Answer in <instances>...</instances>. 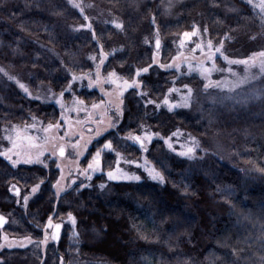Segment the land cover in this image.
<instances>
[{
	"label": "trees",
	"instance_id": "1",
	"mask_svg": "<svg viewBox=\"0 0 264 264\" xmlns=\"http://www.w3.org/2000/svg\"><path fill=\"white\" fill-rule=\"evenodd\" d=\"M88 1L113 13L123 28L89 22L66 0H0V63L10 70H39V80L56 92L65 90L68 79L60 74L55 51L75 72L94 68L88 55L95 54L99 58L96 72L101 79L115 72L121 77L117 87L125 80L139 79L141 88L120 94L123 115L119 120L112 115L116 128L99 143L93 141L87 158L111 140L120 155L149 159L164 182L146 175L140 182L109 180L101 172L89 183L72 185L58 202L53 188L59 174L55 161L47 168L39 164L13 167L0 157V212L7 217L0 238L5 230L35 240L26 247L2 248L0 261L264 264V78L250 98L218 102L200 89L198 76L159 66L176 61L181 34L197 23L207 27L214 41L226 40L228 49L249 50L252 44L264 45V20L244 0ZM87 23L92 24L96 40L91 31L81 28ZM157 33L162 44L159 51L154 42ZM101 52L107 54L103 65ZM143 68L149 71L137 77L136 70ZM184 85L193 91L189 106L169 111L160 104L168 97V89ZM138 92L147 93L161 107H145ZM78 94L87 102L101 98L98 90L88 88ZM59 114L55 103L26 95L0 71V135L11 122H26L32 115L55 122ZM145 130L159 134L146 145L147 152L120 139ZM174 133L198 142L193 159L179 156L164 143L170 138L176 148ZM116 157L104 153L103 169H111ZM41 181L40 190L26 206L17 203L14 189L10 191L15 185L25 194ZM101 182H106L104 187ZM80 184L86 186L81 189ZM69 212L76 218L74 225ZM49 215L63 220L65 227L58 240L42 248Z\"/></svg>",
	"mask_w": 264,
	"mask_h": 264
},
{
	"label": "rangeland",
	"instance_id": "2",
	"mask_svg": "<svg viewBox=\"0 0 264 264\" xmlns=\"http://www.w3.org/2000/svg\"><path fill=\"white\" fill-rule=\"evenodd\" d=\"M68 3H70L72 6L73 4H79L81 8H83V13L86 16L87 20L92 23L96 22H105L113 24L112 21H115L117 23H121L117 17L111 13L110 11L106 10L105 8H101L98 5L94 4L91 1L88 0H66ZM248 3V0H244ZM260 0H252L251 7L256 11L260 19H262L261 11L259 8ZM254 5H256L254 7ZM80 11V8H76ZM264 20V19H262ZM114 25V24H113ZM196 26L200 29V35L199 36H192L190 40H186L183 47L180 46L181 39H184L183 34L185 32H192L191 31H185L181 34L178 44H177V51H176V61L173 64H179V69L173 67L175 70L179 72V74L183 75H195L198 76L200 79V89L203 91H208L209 96L212 97L214 101L218 102H225L227 100H246L250 98L252 95L256 94L258 92L257 86L259 81L264 78V68L261 67V58L257 55L255 57V63L250 64H229L228 61L224 60L223 56H221L219 53L216 54L215 58V65H216V71H213L210 76L211 81H230L233 84H235L238 80L246 79L245 83L240 84L238 87H216L215 85H210L209 87L205 88V85L209 83V80L206 79L204 76L200 74L199 71H196L195 69L190 71L188 68V64L191 63L193 66L197 65L201 61H203L208 67H211V61L207 60L206 54L208 53L209 49L206 47L207 41L211 40L214 47H219L221 43L223 44V53L224 56H227L230 60H249L253 57L254 53H260L264 52V45L260 44H252V47L249 50H246L244 48H239L237 50H230L228 49L226 45V40L222 39L220 41H214L210 35L207 27L201 23H197ZM204 29H207V31H204ZM157 36V35H156ZM157 37L154 39V42L156 41ZM203 42L205 44V47L203 51L200 49H196V44ZM162 45V44H161ZM161 48V47H160ZM195 49V51H194ZM54 52V51H53ZM55 54L57 56V60L60 64L61 70L60 74L62 77H65L68 79V85L65 87V90L63 91L64 95L61 97V92H56L51 85L42 82L39 80L40 71L33 68H26L22 70H10L5 65L0 63V71L1 73L9 79L11 77L12 81H14L19 89L25 93V91L20 87L21 84H23L27 89L28 93H30V97L36 98L46 101V102H53L57 105V107L60 110V114L58 116V120L55 122H49L45 119L37 116L32 115L31 118L26 122H11L4 126L2 134L0 135V151H3L5 149L11 148L12 144L10 141L5 139L6 136L12 135L14 139H16V134H20V138L17 139L18 148L16 151H19L23 156H28L34 154L37 149L31 148L29 146V141L25 137H36L34 143L37 145L44 143V137L45 132L43 129L47 128L48 125H56L58 122L61 124V127L59 129H50L47 135L49 137H64L63 140H55L54 143L56 145L64 144L66 146V152L64 157H57L55 159V166L57 167V164L60 165L59 174L57 179L61 176V170L63 172V179L61 180V184L68 186L67 189H69L72 185V181L76 180V184L78 182H87L89 183V180L85 179L84 176L79 175L78 169H83L87 166V163L89 160H91L92 156L88 159L87 154H85V157L80 158L77 156L75 149L71 148L70 144H75L77 141H83L90 139L95 134V129L97 127L106 128L108 126L109 122H112V115L117 117L119 113L116 111L117 106L120 105V93L119 88L117 87V83L121 79L119 75L117 77L119 78L116 83H110L108 82L109 73L105 74V78L101 79L100 85H95L92 88L88 87V76L91 75L93 81L96 80V70L97 66L99 64V58L96 59V55L89 54L88 58L90 61H92L94 68L88 70V71H73L71 70L65 63L63 57L59 56V53L55 51ZM95 57V59H92ZM231 68V72L228 71V69ZM112 73V72H110ZM83 76V80H77L73 81L72 76ZM185 86V85H184ZM175 87V89H178L179 91L169 93L168 99L172 102H179L180 104L184 103L183 97L187 94V89L185 87ZM189 88H191L190 85H187ZM231 87V90H230ZM82 88H88L90 90H98L101 98L98 99V101L94 102H87L83 98H81L78 94V92ZM192 89V88H191ZM193 97V91L191 94V98L188 101V105L191 102V99ZM83 101V106L74 103L75 100ZM57 100H60V103H56ZM160 104L163 107H167L166 105H163V102H160ZM96 105L95 108L92 106ZM120 107V106H119ZM168 108V107H167ZM33 117H35V120H33ZM33 124L36 125V127H31ZM66 133H71V135H66ZM176 142L178 143L176 146V151H182L184 150L183 146L191 145L192 138L186 136L182 133H176ZM89 151V150H88ZM48 156V153H45V157ZM13 158L15 159V155H13ZM119 160V163H117ZM131 160L134 163L129 164L128 161ZM45 163L48 165L50 163V160H45ZM137 164L139 165H145L149 168H155L157 172L158 168L157 166L152 163L149 159H147L145 156H133L132 154L129 155H120L119 157H116L115 164L111 169L104 170L102 172H105V177H107L106 173L108 171H114L117 169V167L126 175H136L140 176V178L143 175H148V171L145 170L144 167H137ZM103 168V165H102ZM101 173V172H98ZM92 174V176L98 174ZM160 173V172H159ZM161 174V173H160ZM108 178V177H107ZM118 180H125V179H118ZM106 182H101L105 186ZM25 195H30L31 192L27 193H21L19 198V203L24 204L23 197ZM58 221L63 223V229L64 231L65 222L63 220H56L53 219L54 223H57ZM53 230L49 229L47 230V234L49 236V239L47 240V243L44 242L45 240V234L44 238L40 241V245L42 248H45L46 245L53 241L51 239V232ZM72 231V228H71ZM6 237V238H5ZM25 238H30L32 243L35 242V240L30 236H17V235H11L7 233L5 230H1V238H0V245H4V247H0V250L2 248H12V247H20L17 242L24 241L26 246H29L31 244H27ZM12 243V247H8V243ZM25 246V247H26ZM87 261H80V260H74L73 264H83Z\"/></svg>",
	"mask_w": 264,
	"mask_h": 264
},
{
	"label": "snow or ice",
	"instance_id": "3",
	"mask_svg": "<svg viewBox=\"0 0 264 264\" xmlns=\"http://www.w3.org/2000/svg\"><path fill=\"white\" fill-rule=\"evenodd\" d=\"M248 3L252 4V0H248ZM255 6L256 5H254V7ZM258 6H259L260 11H261L262 19H264V0H260V3ZM73 7L80 8L81 13L83 12V8H81V6L79 4L74 3ZM85 19H87V18L85 17ZM112 23L118 29L123 28V24H121V23H117L115 21H112ZM153 23H155L154 18H153ZM81 28L82 29L86 28L87 30L91 31L92 32V39L96 40L95 30L93 29L91 23L81 25ZM204 31H207V29H204ZM199 35H200V29L198 26L194 25L192 32H185L183 34L184 39H181L180 46L183 47L186 40H190L192 36H199ZM146 43H147V41H146ZM155 47H156L157 51H159V49L161 47V41L159 39L158 33H157V39L155 41ZM204 47H205V44L203 42L196 44V49H200L201 51H203ZM206 47L209 49L208 53L206 54V58H207V60L212 62L211 67H208L203 61H201L200 63H198L195 66H193L191 63L188 64V68L190 71L195 69L196 71H199L202 76H204L206 79L209 80V83L205 85V88L209 87L210 85H215L216 87H226V86L238 87L240 84L246 82V79L238 80L235 84H233L230 81H211L210 80L211 73L213 71L217 70L216 65H215V58H216L217 53H219L221 56H223L224 60L228 61L229 64L255 63V57L258 55L261 58V67L264 68V52L254 53L253 57L250 58L249 60L241 61V60H230L227 56H224V53L222 51V49H223L222 43L219 47H214L212 41L208 40ZM194 51H195V49H194ZM92 59H95V57H93ZM106 59H107V54L101 52L100 65H103ZM153 60L155 63V57L153 58ZM159 66L161 68H173V67H175L177 69H179V67H180L179 64H169V65L161 64ZM98 67H99V65H98ZM148 71H149L148 68L137 69L136 70V76L140 77L141 73H147ZM228 71L231 72V68H229ZM95 75H96L95 81H93L91 75L88 76V81H89L88 87L89 88H92L95 85H100L102 83L100 80L99 71H97L95 73ZM9 79H12V78L9 77ZM83 79H84L83 76H75V75L72 76L73 81L83 80ZM118 79L119 78L117 77V74L115 72L109 73L108 82L116 83ZM20 87L25 91L26 94L30 95V93H28V89L23 84H21ZM118 87L120 88V94L123 95V93L129 89L141 88L142 83L139 79H133L131 81L125 80V81H123L122 84L118 85ZM184 87H185V89H187V94L183 97V100H184L183 104L174 103V102L170 101L167 96H165V98L163 100V105H166L168 107L169 111H172L178 107H186L188 105V101L191 98L192 89L189 88L187 85H185ZM231 87H230V90H231ZM176 91H179V90L175 89V88L168 89L169 93H173ZM63 95H64V93L61 92L60 96L62 97ZM147 95H148L147 93L138 92V96L143 100V104L145 107H147L149 105H153L157 109L161 107V105L157 104V102L155 100L148 99ZM35 99H38V97H36ZM56 103L59 104L60 100H57ZM74 103H77V104L83 106V101H79L78 99L75 100ZM92 107L95 108L96 105H93ZM116 111L120 114L117 116V120H119L121 118V116L123 115L121 107L117 106ZM33 120H35V117H33ZM116 126L117 125L115 122H109L108 126L106 128L97 127L95 129L94 136H92L90 139L83 141V143H81V141H77L75 144H70L68 146L77 150L76 151L77 156L80 158H83V157H85V154L88 152L90 147L94 146L93 141H96L97 143H99V140L104 136V134L105 133L111 134V130L116 128ZM31 127H36V125L33 124ZM60 127H61V124L58 122L56 125L50 124V125H48L47 128L43 129V131L45 132L46 135L43 138L44 143L40 144V145H37L34 143L35 139H37L36 137H30V136L25 137L29 141V146L31 148L37 149V151L34 154L28 155L26 157L23 156L19 151H16V149L18 148L17 139L20 138V134L19 133L16 134V139H14L12 135H8L5 137V139H7L8 141L11 142L12 147L5 149L3 151H0V157H4L6 160H8L13 167H16L20 164H28V165L39 164V165H42L44 168H47L48 165L45 163L46 159L50 160V161H55V159L57 157H64L65 156L66 146L64 144L56 145L54 143L55 140H63L64 137H49L47 135V133L49 132L50 129H59ZM141 127H143V126H141ZM66 135H71V133H66ZM173 135H176V133H174ZM157 136H159L158 133H151V132H148L145 130L142 132V134L129 133L127 136L121 137L120 139L123 141H126V142H130L132 144H135L138 146V148L140 150H142L143 152H147L148 148L146 145L150 144L152 142V140ZM164 143H166L168 145V147L173 152H176V149L173 147L170 138L167 140H164ZM183 147H184V150L179 151L177 154L181 157H187L189 159H193L195 157V152H196L197 148L199 147V144L197 141H195V139H193L191 145H187V146H183ZM46 152L48 153L47 157H45ZM106 152L107 153H113L117 157L120 156L119 153L115 152V149L113 148L112 141L107 140L102 145H100L99 147L96 148V151L92 154V158H91V160L88 161L87 166L83 169H78L79 175L84 176V178L87 180H91L92 174L102 172L103 171L102 157H103V154ZM13 155H15V157H16L15 159L13 158ZM117 163H119V160ZM128 163L132 164L134 162L129 160ZM137 167H144L145 170L148 171V175L153 181H158L160 183L164 182V177L159 172H157L155 170V168H149L147 166V164H145V165L137 164ZM57 169H60L59 164H57ZM106 175H107L109 180L125 179V180L136 181V182L141 181L140 176L126 175L118 167L115 170V172L114 171H108L106 173ZM62 179H63V172L61 170V176L56 180L55 184H53V188L56 190V194L58 197V202H59L60 195L62 193H65L67 191V187H68V186L61 184ZM43 183H44V181H41L40 184H37L34 187H32V189L30 190L31 195L37 194ZM72 184H76V180H73ZM85 186L86 185H84V184L79 185V187L81 189ZM100 187H104V185L101 184ZM13 189H14V194L19 198L20 189L16 188L15 185L12 186V189H10V191H12ZM30 198H31L30 195H25L23 197V202H24L25 206L27 205V202ZM19 202H20L19 199H17V203H19ZM53 213H55V209H53ZM67 216H68L69 221L74 225L76 223L75 216L71 212L67 213ZM53 219H54V216L49 215L47 222L44 225V229H45V233H46L45 234V240H44L45 243H47V240L49 239V236L47 234V230H49V229L53 230L51 232V239H53V240L59 239L60 230L62 229L63 225L61 223H54ZM6 223H7L6 217L4 215L0 214V227H3ZM25 240H26L27 244L32 243L30 238H25ZM17 243L19 244L20 247L26 246L24 241H20ZM7 246L12 247L13 245L11 242H9ZM0 247H4V245H0ZM0 264H5V262L0 261Z\"/></svg>",
	"mask_w": 264,
	"mask_h": 264
},
{
	"label": "water",
	"instance_id": "4",
	"mask_svg": "<svg viewBox=\"0 0 264 264\" xmlns=\"http://www.w3.org/2000/svg\"><path fill=\"white\" fill-rule=\"evenodd\" d=\"M0 214H2V213H0ZM3 215V214H2ZM5 216V215H4ZM6 217V216H5ZM6 219H7V217H6ZM58 223H60V222H58ZM62 224V223H61ZM61 231V230H60Z\"/></svg>",
	"mask_w": 264,
	"mask_h": 264
}]
</instances>
